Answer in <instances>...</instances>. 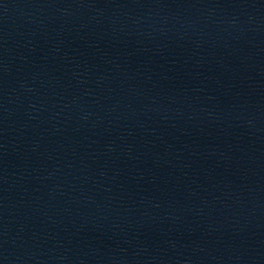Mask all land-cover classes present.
Masks as SVG:
<instances>
[{
	"label": "water",
	"instance_id": "1",
	"mask_svg": "<svg viewBox=\"0 0 264 264\" xmlns=\"http://www.w3.org/2000/svg\"><path fill=\"white\" fill-rule=\"evenodd\" d=\"M0 264H264V0H0Z\"/></svg>",
	"mask_w": 264,
	"mask_h": 264
}]
</instances>
